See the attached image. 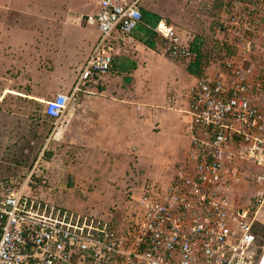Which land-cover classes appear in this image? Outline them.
<instances>
[{
  "label": "built area",
  "instance_id": "obj_1",
  "mask_svg": "<svg viewBox=\"0 0 264 264\" xmlns=\"http://www.w3.org/2000/svg\"><path fill=\"white\" fill-rule=\"evenodd\" d=\"M228 11L225 46L233 51L213 74L206 70L189 90V146L181 166L160 191L147 185L128 236L116 223L82 218L33 202L24 182L0 181V264H261L253 225L264 194L251 207L230 197L232 175L241 162L264 166V74L245 60L264 40V0H224ZM97 39L69 94L45 102L44 113L61 121L79 96L95 93L113 64L112 35L129 37L142 22L138 0H97L96 12L82 19ZM161 54L191 63L196 53L164 19L152 29ZM224 46V43H221ZM213 56L210 63L215 61ZM206 72V73H205ZM264 182V171L255 176ZM132 227V229H130Z\"/></svg>",
  "mask_w": 264,
  "mask_h": 264
},
{
  "label": "rangeland",
  "instance_id": "obj_2",
  "mask_svg": "<svg viewBox=\"0 0 264 264\" xmlns=\"http://www.w3.org/2000/svg\"><path fill=\"white\" fill-rule=\"evenodd\" d=\"M96 3V0H0V21L7 26L14 21L20 23L19 27L6 28L9 31L7 38H0L1 54L4 57L12 56L11 51H16L26 42L29 47L20 52L24 54L25 61L19 62L16 67L26 68L32 89L47 87L55 90L56 85L67 86L81 70V60L87 56L90 46L94 45L96 31L92 27L79 26L83 25L82 19L86 13L96 12ZM139 5L161 19L177 25L179 32L182 29L179 26L180 19L189 18L193 21L192 35L198 39L199 52L203 56L202 70L198 78L203 76L204 70L211 75L216 66H222L225 61L223 54H233V51L225 46V42L233 41L234 37L223 33V23L228 16L224 0H141ZM27 8L29 12L25 11ZM63 11L67 16L61 21L59 17ZM52 12L55 14L54 20L51 17ZM53 23L68 24V27L64 28V34L60 32L59 41L57 34L62 28ZM221 43H224V46H221ZM213 56L215 61L212 64L210 61ZM9 60L8 58L6 61ZM159 60L154 63L158 72L149 85L150 91L136 92L139 100L148 101L151 97H162L166 82L170 86L164 94L175 97L176 90H184L181 85L175 83V79L179 78L175 68L170 69L164 65L163 60ZM244 64L246 68L253 66L255 74H264V40L257 41L255 54L245 60ZM37 84L42 85L36 86ZM52 94L51 91H46L39 98L46 102L52 99ZM26 101V106H22L21 110L23 115L19 124L20 130L17 131L18 134L21 133V137L16 140L17 146L21 147V155L18 156H22L25 162L17 164L20 168L15 172H0V178L11 175L14 181L24 182L29 177L25 196L33 202L44 203L53 209H64L79 216L101 218L106 223L122 221L131 211L136 212V218L139 219V199L145 191L147 192L146 184L154 181L142 170H135L130 156H120L118 164L110 166L102 163L104 159L99 156L100 153L95 156L88 154L89 151L83 146L80 135H71L67 131L64 135L56 136L60 129L67 126V114L55 123L45 117L44 102L33 99ZM81 101L82 99L74 100L68 111L77 109L76 105ZM254 101L262 104L264 94L255 97ZM179 103L184 104L182 101ZM185 126L188 127L186 120L176 128L175 137L180 142L175 145L176 148L182 149L187 143L188 131ZM165 141L166 149L173 150L174 145L170 143V139ZM92 153L95 154L96 151ZM6 158L9 157H4V160ZM113 159L117 160L116 157ZM263 171L264 166L241 162L234 175L229 173L232 179L230 197L236 204L245 208L251 207L253 199L259 194H264V182L255 181V176ZM154 185L155 191H160L166 184L157 181ZM257 212L255 223L264 226V203ZM121 224L119 227L124 229L125 223Z\"/></svg>",
  "mask_w": 264,
  "mask_h": 264
},
{
  "label": "crops",
  "instance_id": "obj_3",
  "mask_svg": "<svg viewBox=\"0 0 264 264\" xmlns=\"http://www.w3.org/2000/svg\"><path fill=\"white\" fill-rule=\"evenodd\" d=\"M140 1L138 0V8L141 14L142 11L151 13L139 5ZM25 11L29 12V8ZM63 13L59 17L61 21H64L67 16V13L64 15ZM52 14L51 17L54 20L55 14L53 12ZM90 14L92 13H86L84 16ZM179 22V26L182 27L181 32L177 25L169 24L174 26L182 43L188 46L193 42L197 43L198 39L192 35L193 21L185 18L180 19ZM8 24L9 26L0 21V38H7L9 31L6 28H16L20 25L16 21ZM53 24L62 28V31L59 30L57 34L59 41L60 32L64 34V28L68 27V24ZM155 25L145 23L142 19L141 24L129 37L125 38L118 32L113 33L111 39L113 64L110 72L100 79L93 95L77 98L82 101L76 105L77 109L74 108L70 112L67 110V126L65 129H60L61 131L56 135H64L67 131L71 135H80L83 146L89 151L88 154L95 156L100 153L99 156L104 159L102 163L110 166L118 164L120 156H130L133 166L136 167L135 170H142L150 180L154 181L147 184L152 187L157 181L167 185L174 170L181 166L185 159L190 136V117L187 119L189 90L198 80L196 74L188 72L187 63L173 61L161 54L160 40L152 32ZM40 34L42 36V32ZM96 34L98 36L97 31ZM91 46L87 56L81 60L82 67L91 51ZM28 47L29 45L25 42L16 51H11L12 56L9 57H4L0 52V172L3 171L2 173L9 170L15 172L17 168H20L17 164L25 162L22 156H18L21 155V147L17 146L16 140L21 137V133L18 134L17 131L20 130L19 124L22 121V106L25 107L28 102L26 99L44 102L39 97L46 91L53 93L51 98L56 94H69L78 75L74 76L67 86L56 85L55 90L47 87H38L33 90L31 80L27 78L26 68L16 67L19 62L25 61L24 54L20 52ZM8 58L9 62L6 61ZM158 58L165 62L166 67L175 68L174 71L180 78V80L176 78L175 83L181 85L184 90H176L175 97L164 94L166 88L170 86L166 82L162 97L159 99L151 97L148 101L139 100L136 92L150 91L149 85L152 84L154 75L158 72L154 66L156 60L160 61ZM40 85L42 84L36 86ZM39 91L42 93H38ZM179 101L184 104H180ZM162 111L164 113H161ZM24 113H26L25 110ZM185 120L188 123V127L185 126L188 131L187 143L182 149L176 148L175 145L180 142L175 137V131L180 124L185 123ZM165 139H170V143L174 145L173 150L166 149ZM93 151L96 153H92ZM4 157L9 158L4 160ZM114 157L117 160H114ZM7 178L12 176L0 178V181Z\"/></svg>",
  "mask_w": 264,
  "mask_h": 264
},
{
  "label": "trees",
  "instance_id": "obj_4",
  "mask_svg": "<svg viewBox=\"0 0 264 264\" xmlns=\"http://www.w3.org/2000/svg\"><path fill=\"white\" fill-rule=\"evenodd\" d=\"M141 16H142V19L145 21V23H151V25H155L159 21V19H160L159 16H157L155 14H151V13L146 12V11H142ZM190 48H191V50L193 52L196 53L197 57H196V60L194 62H191V63L188 64L187 70H188L189 73L196 74L199 77L200 74H201V70H202L201 69V61L203 60V56L199 52L200 51V49H199L200 48V44H198V42L197 43L196 42H193L190 45ZM226 55L223 54L224 57H226ZM45 117L48 118L49 120H51L49 117L46 116V114H45ZM46 154H48V153H46ZM7 179H10V178H7ZM147 184H146V187H147ZM41 206L44 207L46 205L44 203H42ZM47 207L49 208V206H47ZM61 211L63 213L66 210L61 209ZM66 212L72 213L70 211H66ZM135 213L136 212L131 211L129 214H127V216H125L123 218L122 221H118V220H116V222L111 221L112 223H116L115 233H116V235L119 238H122V237H125V236H128L129 235V232L126 229H127L128 225H131L132 227H134V222H133L132 219L136 215ZM81 217L82 218H86V219H95L96 221L104 222V220L101 219V218L100 219L93 218V217L87 216V215H81ZM111 222H108V223H111ZM121 223H125L124 229H121L119 227V225H122ZM132 227L130 229H132ZM253 233L256 236L257 254H258V258H259L261 256L262 251H263V248H264V226L263 225H260L258 223H254V225H253Z\"/></svg>",
  "mask_w": 264,
  "mask_h": 264
},
{
  "label": "bare ground",
  "instance_id": "obj_5",
  "mask_svg": "<svg viewBox=\"0 0 264 264\" xmlns=\"http://www.w3.org/2000/svg\"><path fill=\"white\" fill-rule=\"evenodd\" d=\"M261 264H264V257H263V260H262Z\"/></svg>",
  "mask_w": 264,
  "mask_h": 264
}]
</instances>
